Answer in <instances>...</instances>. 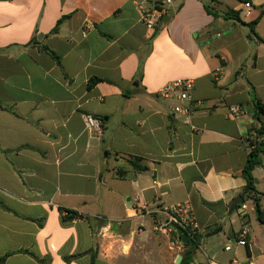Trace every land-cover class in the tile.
<instances>
[{
	"label": "crops",
	"instance_id": "obj_1",
	"mask_svg": "<svg viewBox=\"0 0 264 264\" xmlns=\"http://www.w3.org/2000/svg\"><path fill=\"white\" fill-rule=\"evenodd\" d=\"M175 80L193 82L199 132L171 114L176 99L157 95ZM255 101L264 0H174L152 34L133 0H0V258L90 264L94 251V264H174L188 251V264H264L253 203L228 214L245 185L244 136H264V114L250 124L228 108L252 115ZM84 114L102 121L101 135ZM252 174L264 215V156ZM184 201L199 241L178 251L155 227ZM242 226L246 247L225 252Z\"/></svg>",
	"mask_w": 264,
	"mask_h": 264
},
{
	"label": "built area",
	"instance_id": "obj_2",
	"mask_svg": "<svg viewBox=\"0 0 264 264\" xmlns=\"http://www.w3.org/2000/svg\"><path fill=\"white\" fill-rule=\"evenodd\" d=\"M174 0H133L134 5L137 8L140 16V22L150 34L154 33L155 30L159 27L163 17L168 15L169 10L173 4ZM245 8H250V3L245 2L243 4ZM218 37L219 35H215ZM218 73V70L215 71ZM193 92V82L191 80H175L160 90H158L157 95L161 98H174L180 104L175 105L171 109V114L174 116H183V123L186 126H189L195 132H199V129L194 128L191 124V117L194 114V111L197 107L200 106V102L195 100L192 96ZM228 117L234 120H243L246 119L250 124H253L252 115H250L246 110H244L239 105H233L228 108ZM84 128L88 132H93L95 134L101 135L103 131V123L100 119L95 118L90 114L83 115ZM255 133L252 129L244 136V140L247 144L249 152L254 149V142L258 140ZM264 140V136L260 140ZM264 156V155H263ZM241 210L245 211V204L241 205ZM166 211L169 213V218L166 222L160 223L155 227V231L161 234H168L169 244L171 248L180 251L183 247V244L180 240V237L176 235V228L183 230L186 234L188 241L194 239L198 234L197 225L190 207L189 202L184 201L179 204L169 206ZM249 234V229L247 226H242L234 243H227L223 250L229 252L232 250L233 246L237 247H246V239ZM209 264H218L210 262ZM226 264H256L251 259H246L245 261H240L236 258L231 259Z\"/></svg>",
	"mask_w": 264,
	"mask_h": 264
},
{
	"label": "trees",
	"instance_id": "obj_3",
	"mask_svg": "<svg viewBox=\"0 0 264 264\" xmlns=\"http://www.w3.org/2000/svg\"><path fill=\"white\" fill-rule=\"evenodd\" d=\"M225 18H230L232 20H235L237 22H240L238 18V14L234 12H227L224 16ZM41 50L47 53L51 58H53L56 62H58V57L54 52L46 48L45 46L41 47ZM100 80L97 78H91L87 83V88L93 87L96 83H98ZM264 114V104L260 103L259 101L254 102V111L252 113V119L253 124H256V122L260 121V117ZM253 132L256 135V138H259L258 140H255L254 142V149L250 151L247 155V159L245 161V164L242 169V177L245 181V185L243 187V190L240 194L241 198L244 200H250L253 205L255 206L256 212H257V220L259 223L264 225V215L262 214L259 206V193L257 192L255 188V179L253 177V171L256 168L257 165L261 163V159L264 155V140H260L262 137V129L261 128H251ZM131 165L135 169L142 170L143 167H137L134 163L131 162ZM74 217H81L76 212H70L65 210V218L66 219H73ZM199 241V235L197 234L194 239H190L187 245H184V247L188 246H195L198 244ZM188 258V251L183 254L182 261L180 264H188L189 260ZM95 260V252L93 251L91 254V262L90 264H94ZM0 264H4V257L0 258Z\"/></svg>",
	"mask_w": 264,
	"mask_h": 264
},
{
	"label": "water",
	"instance_id": "obj_4",
	"mask_svg": "<svg viewBox=\"0 0 264 264\" xmlns=\"http://www.w3.org/2000/svg\"><path fill=\"white\" fill-rule=\"evenodd\" d=\"M254 182L256 183V181H254ZM243 202H244L243 198H241V197L235 198L229 206L228 214L230 215L232 212H234L239 206H241L243 204ZM175 232H176V235L180 237V240H181L183 246L187 245L188 244V238H187L186 234L183 232V230L176 228ZM180 260H181V256H177L175 261H174V264H179Z\"/></svg>",
	"mask_w": 264,
	"mask_h": 264
},
{
	"label": "rangeland",
	"instance_id": "obj_5",
	"mask_svg": "<svg viewBox=\"0 0 264 264\" xmlns=\"http://www.w3.org/2000/svg\"><path fill=\"white\" fill-rule=\"evenodd\" d=\"M204 239H205V237H204ZM218 251L221 252V249L219 248V246H218ZM193 258H194V255H193Z\"/></svg>",
	"mask_w": 264,
	"mask_h": 264
}]
</instances>
